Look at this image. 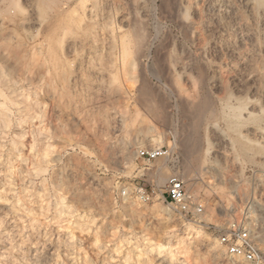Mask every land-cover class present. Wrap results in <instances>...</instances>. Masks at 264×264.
Wrapping results in <instances>:
<instances>
[{"label": "rangeland", "instance_id": "1", "mask_svg": "<svg viewBox=\"0 0 264 264\" xmlns=\"http://www.w3.org/2000/svg\"><path fill=\"white\" fill-rule=\"evenodd\" d=\"M232 220L264 254V0H0V264H243Z\"/></svg>", "mask_w": 264, "mask_h": 264}, {"label": "built area", "instance_id": "2", "mask_svg": "<svg viewBox=\"0 0 264 264\" xmlns=\"http://www.w3.org/2000/svg\"><path fill=\"white\" fill-rule=\"evenodd\" d=\"M168 156L169 150L165 147L140 149L137 152V157L146 163ZM162 189L159 192L155 189L148 192L143 186H138L135 188V195L142 203H150L157 197L183 222L197 223L202 208L193 203L184 182L177 174L171 175ZM214 236L229 257L240 260L243 264H264V254L258 249L243 221L232 220L227 225L214 229Z\"/></svg>", "mask_w": 264, "mask_h": 264}, {"label": "bare ground", "instance_id": "3", "mask_svg": "<svg viewBox=\"0 0 264 264\" xmlns=\"http://www.w3.org/2000/svg\"><path fill=\"white\" fill-rule=\"evenodd\" d=\"M247 2H249V1H247ZM252 5V4H251ZM176 15H178V14H176ZM175 17H177V16H175ZM26 23V21L25 20H22L21 22H20V25H23V24H25ZM140 31V30H139ZM136 33H138V32H136ZM136 36V35H135ZM140 36V35H139ZM138 36V37H139ZM145 37V36H144ZM135 38H137V36L135 37ZM140 38H141V36H140ZM142 39V38H141ZM138 40H139V38H138ZM144 40V39H143ZM140 45V44H139ZM144 45V44H143ZM141 46V45H140ZM139 48V47H138ZM142 89V88H141ZM140 92L142 93V95L143 96H146V97H149L148 95L149 94H147L146 93V91L144 90V89H142V90H140ZM152 96V95H151ZM149 98H151V97H149ZM148 98V100L150 101V99ZM153 100V96H152V99H151V101ZM146 106H147V108L149 109V111L153 114V115H155V117H157V119L159 120V121H161V123H167L168 121H169V119H168V114H167V112H165V111H161L160 109H158L155 105H153V104H146ZM160 108V107H159ZM194 110H195V113L199 116V122L197 123V125H201V123H202V121H204V119H206V118H209V116H208V111H207V109L205 108V107H202V106H195L194 107ZM208 116V117H207ZM172 118V117H171ZM207 120V119H206ZM168 124V123H167ZM173 138H174V143H172V146H176L177 145V138H176V136H173ZM153 140V139H152ZM180 142H182L181 140H180ZM181 144H183V143H181ZM185 147H186V150L188 151V152H191V153H193V152H195L196 150H198L197 149V144H196V141H192L191 139H189L187 142H185L184 144H183ZM173 150V149H172ZM169 159V158H168ZM167 161V160H166ZM168 161H170V159L168 160ZM163 168V167H162ZM156 170H158V169H156ZM159 170H161V169H159ZM186 171H187V169H186ZM188 173V172H187ZM185 174V173H184ZM192 174V173H191ZM193 175V174H192ZM191 176V175H190ZM186 177V176H185ZM194 177V176H193ZM165 210V212H168L169 211V209H164ZM187 228H189V229H191V230H193L194 231V233L195 234H198V233H200V231L199 230H197V229H195L194 227H193V225H187ZM158 249L160 250L161 249V247H158Z\"/></svg>", "mask_w": 264, "mask_h": 264}]
</instances>
